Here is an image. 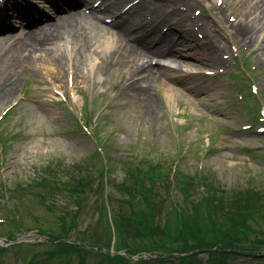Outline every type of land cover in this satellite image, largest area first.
I'll use <instances>...</instances> for the list:
<instances>
[{
  "label": "rangeland",
  "instance_id": "374dc122",
  "mask_svg": "<svg viewBox=\"0 0 264 264\" xmlns=\"http://www.w3.org/2000/svg\"><path fill=\"white\" fill-rule=\"evenodd\" d=\"M48 1L34 0L29 5L49 16L48 20L61 18L50 16L57 14ZM119 1L121 11L133 2L141 1L144 7L154 6L166 16L167 21L175 24L168 32L178 42L173 43V47H180V52L187 56L161 59L155 61L154 66L167 64L169 68L165 71L178 77H165L163 69L162 73L154 75L159 79L157 85L148 94H142L140 83L131 84L127 70L117 66L114 60L99 59L104 64L85 66L86 71H90L88 78L86 76L84 82L79 80L76 83L68 75L59 83L55 73L41 66L18 69L15 78H12V73L0 74V136L3 137L0 140V189L36 179L43 166L51 160L58 159L67 165L91 159L92 155V165L110 166L108 178L117 181L124 177L119 161L135 157L138 161H159L165 174L163 185L168 180L169 169L174 166L176 179L182 176L193 179L196 172H201L203 176L210 175L227 191L236 192L247 187L264 189V8L260 11L262 18L259 19L256 36L253 34L252 40L246 42L244 38L241 40L233 35L232 27L249 15V7L253 5L250 0ZM215 6L218 10L216 18H213L211 14ZM95 14L105 21L109 19L107 23L111 20L105 10L98 9ZM128 14L132 18L127 22L137 19L133 18L132 10ZM5 17L4 27L0 26V44L10 34L21 36L42 28L39 27L42 23L39 17L38 22L29 27L23 16L14 10ZM145 27L149 29V24ZM167 27L168 24L161 21L156 24L155 32L158 30L160 36ZM145 30L138 31V27H134L132 32L134 37L147 33L149 36L142 38L148 45H154L152 32ZM64 42H60L63 51L68 45ZM204 42L210 45L214 55L198 53ZM10 44L14 45V41ZM3 52L0 50L1 58H4ZM242 61H247L246 71L241 67ZM180 62L187 64L181 69L188 67L193 71L191 76H182L178 70ZM151 76L152 73L147 72L140 79ZM140 79L136 81L140 82ZM252 86H255V92ZM12 87H16L15 92L2 100L1 97ZM9 109L11 111L3 119ZM81 112L84 118H89L85 121L87 131L76 122ZM94 125L97 144L102 146L106 140L105 150L100 155L95 154L98 147L92 136ZM106 191L113 192L109 188ZM171 191L180 193L177 189ZM96 198L90 195L85 210L87 215L80 216L82 223L79 229L87 224L89 218L91 221L98 218ZM58 201L70 209L76 205L65 196L59 197ZM0 208L3 209L0 217L12 216L13 212L8 213L11 202L0 199ZM18 212L22 213L19 221L24 233L27 228L39 224L38 219L42 220L43 227L52 225L49 222L57 219V211L48 210L38 200H25L19 205ZM14 218L19 219L17 216ZM248 219L251 234L247 238L239 236L240 244L264 241V208L254 218ZM53 227L57 229L55 224ZM24 233L15 241L4 239L0 242V264H25L29 255L54 247L35 232ZM74 236L75 232L71 231L70 237ZM43 240L47 243L39 245L36 242ZM115 241L112 236L113 245ZM15 242L20 244L12 245ZM92 250L98 255L97 249ZM253 254L256 256H232L229 264H264V247L254 249ZM60 256L50 259L48 264H77L75 254ZM145 256L147 254L143 253L141 257ZM199 256L205 258L206 253ZM34 258H40V255ZM85 264L95 263L88 258Z\"/></svg>",
  "mask_w": 264,
  "mask_h": 264
},
{
  "label": "trees",
  "instance_id": "16d2710c",
  "mask_svg": "<svg viewBox=\"0 0 264 264\" xmlns=\"http://www.w3.org/2000/svg\"><path fill=\"white\" fill-rule=\"evenodd\" d=\"M105 145L104 141L95 154L100 155ZM91 159L67 165L51 160L36 179L0 189V199L11 202L8 213L13 212L10 217H0V234L8 239L22 230V213L18 211L25 200L41 201L48 210L57 211L56 222H49L52 225L43 227L38 219L39 224L26 229L46 233L54 246L41 250L42 261L35 264L66 253L75 254L77 264H85L88 258L95 264H229L232 256L255 257L253 250L264 247V241L240 244L242 236L251 234L248 218L264 208V189L227 191L210 175L196 172L193 179H176L171 169L163 185L160 162L135 157L119 161L124 177L117 181L108 178L110 166L92 165ZM107 188L113 192L108 193ZM175 189L180 193L173 194ZM91 194L97 197L99 216L92 221L89 218L79 229ZM61 196L72 199L75 208L62 206L58 201ZM71 231L74 237H70ZM202 252L205 258L199 256ZM143 253L147 256L141 257Z\"/></svg>",
  "mask_w": 264,
  "mask_h": 264
},
{
  "label": "bare ground",
  "instance_id": "6f19581e",
  "mask_svg": "<svg viewBox=\"0 0 264 264\" xmlns=\"http://www.w3.org/2000/svg\"><path fill=\"white\" fill-rule=\"evenodd\" d=\"M119 2V0H100L96 5H91L92 1H89V8L92 10L90 14L83 13L62 17L39 31H30L21 36L10 34L0 44V50L4 51V58L0 57V74L12 73V78H15L18 69L25 70L32 66H41L51 70L53 74L55 73L54 76L59 83L67 75L71 76L73 83H76L79 80L84 82L86 76L88 78L90 71H86L85 66L90 65L93 67L97 65L95 63H98V65L104 64L99 59L114 60L117 66L127 70L128 81L131 84L140 83L138 86L142 94H148L152 87L157 85L156 82L159 79L154 75L162 73L161 70L163 69L164 72L162 74L165 77L171 79L178 77L171 72L165 71L169 68L167 64L154 66L155 61L157 62L161 59H175L178 56H187L180 52V47H173V43L175 44L177 40L168 32L175 24L167 21L166 16L158 12L154 6L144 7L145 4L141 5V1L133 2L128 4L124 11H121ZM250 3L253 5L249 7V15L243 21L239 20L232 27L233 35L238 39L241 38V40L244 38L246 42L252 40L253 34L256 36L255 33L259 26L258 22L262 18L260 11L264 8V0H252V2L250 0ZM98 9L105 10L109 16H113L111 26L103 24L102 20L96 17L95 11ZM214 9L215 11L211 16L216 18L215 12L218 10V6H215ZM130 10H132L133 18L137 17V19L127 22L128 19L132 18L128 14ZM161 21H163V24H168V27L165 32H161L163 34L158 36V30L155 32L157 29L156 24ZM146 24H149V29L145 27ZM134 27H138V31L146 29L148 30L147 32H152L151 37L155 44L148 45L144 41L146 35H148L147 33L134 37L132 32ZM120 30L123 31V34L120 33ZM153 32L156 34H153ZM143 36L145 38H142ZM10 41H14V45H11ZM61 41H65L64 43L68 44L65 51L60 46ZM67 47H71L69 54ZM198 53L204 56L208 54L214 55L210 45L205 42ZM189 56L200 60L193 54H189ZM64 65L65 74L63 73ZM185 65L187 64L184 62L178 64V70L182 72L184 78L191 76V73H193L188 67L185 70L180 68L181 66L185 67ZM157 67H159V70H157ZM147 72H151L152 76L141 80V76H144ZM136 79H140V82L136 81ZM15 88L12 87L1 99L4 100L10 97L15 92ZM167 91L172 92L169 89Z\"/></svg>",
  "mask_w": 264,
  "mask_h": 264
}]
</instances>
